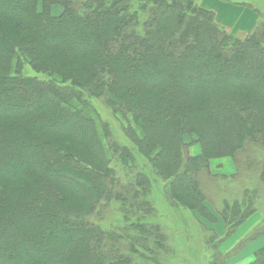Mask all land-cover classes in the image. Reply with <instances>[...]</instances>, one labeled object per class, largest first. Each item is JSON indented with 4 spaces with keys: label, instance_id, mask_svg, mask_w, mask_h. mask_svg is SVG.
Instances as JSON below:
<instances>
[{
    "label": "trees",
    "instance_id": "1",
    "mask_svg": "<svg viewBox=\"0 0 264 264\" xmlns=\"http://www.w3.org/2000/svg\"><path fill=\"white\" fill-rule=\"evenodd\" d=\"M217 1L252 14L242 35L199 0H0V264H167L150 179L96 101L174 205L216 220L205 184L239 173H213L212 156L258 174L223 197L226 232L205 227L209 264L264 234L263 219L222 249L264 196V18L253 1Z\"/></svg>",
    "mask_w": 264,
    "mask_h": 264
},
{
    "label": "rangeland",
    "instance_id": "2",
    "mask_svg": "<svg viewBox=\"0 0 264 264\" xmlns=\"http://www.w3.org/2000/svg\"><path fill=\"white\" fill-rule=\"evenodd\" d=\"M199 1L204 4L208 3L215 6L219 22L230 32L242 35L244 30H247L252 23V14L241 7H232L230 3L221 4L217 0ZM250 1L257 4V10L259 11V15H261L260 18L263 19L264 0ZM54 11L55 13H58L59 7H55ZM95 103L97 108L100 110L102 117L109 120L111 123L119 142L128 145L132 149V153L135 158V165L139 168L137 170L142 171L150 179L151 199L157 209V217L154 218V220L165 226V231L168 235V243L171 247H173L172 254L168 258H165L166 263L209 264L211 259V250L207 247L205 242V235L208 234L205 227L207 226L213 228L219 235H223L226 232V222L219 212L220 206L223 202V197L228 196L232 198V196H235V191L236 193H241L246 187H256L258 174L256 176L250 175L251 171L246 169V165H243L241 169H238V165L231 156H212L211 170L213 173L227 175H233L237 172L239 173V175H235L232 180H217L210 178V181L208 180L207 184H205L207 195L204 203L208 210L215 214L216 220L207 216L205 211H199L197 209V204L188 198L184 197V204L186 206L174 205V202L170 199L171 191L169 185L167 186L166 182L154 173L148 159L142 155L136 146L133 145L125 136L120 120L115 117L110 110L103 106L100 101H96ZM54 141L58 142L63 140L54 139ZM189 149L194 155H198L202 152V146L198 142L191 144ZM119 167L122 168L121 166ZM232 191L234 192L232 193ZM263 219L264 196H261V199L257 202L256 213L250 216L249 219H247L246 222L236 231V233L227 240V242L222 246V249L225 251L233 249L242 239L250 236L254 229L260 225ZM110 223V219L107 220V223L104 222L105 226H108L107 224ZM253 240L247 241L246 244ZM246 244H244V246ZM239 252L240 251H237L233 254L232 258H234V256L236 257ZM247 257H245L247 259L243 258L245 260H231L232 258H230L229 262L231 264H244L247 261H250L252 254L249 253Z\"/></svg>",
    "mask_w": 264,
    "mask_h": 264
},
{
    "label": "crops",
    "instance_id": "3",
    "mask_svg": "<svg viewBox=\"0 0 264 264\" xmlns=\"http://www.w3.org/2000/svg\"><path fill=\"white\" fill-rule=\"evenodd\" d=\"M206 5H210V4H206ZM212 6V5H211ZM215 7V6H214ZM258 220H260V219H258ZM264 247V235H262V236H260V237H258V238H256L255 240H253V241H250V242H248L241 250H240V252L236 255V257L234 256V258H232L231 260H236V259H238V260H241V259H243V258H245V257H247L248 255H249V253H251L252 254V257H253V255L255 254V252L256 251H258L259 249H261V248H263ZM248 258V257H247ZM247 258H245V259H247ZM245 259H243V260H245ZM252 259V258H251ZM250 259V260H251ZM230 260V261H231ZM242 260V261H243ZM242 261H240V262H242ZM250 262V261H249ZM248 261L246 262V263H244V264H247V263H249ZM230 263V262H229ZM231 264V263H230ZM238 264V263H237Z\"/></svg>",
    "mask_w": 264,
    "mask_h": 264
}]
</instances>
